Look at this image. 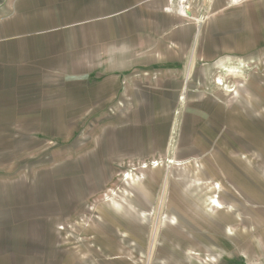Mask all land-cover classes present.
<instances>
[{"label": "rangeland", "instance_id": "obj_1", "mask_svg": "<svg viewBox=\"0 0 264 264\" xmlns=\"http://www.w3.org/2000/svg\"><path fill=\"white\" fill-rule=\"evenodd\" d=\"M82 1H0V264H264V0H186L191 71L116 75Z\"/></svg>", "mask_w": 264, "mask_h": 264}, {"label": "crops", "instance_id": "obj_2", "mask_svg": "<svg viewBox=\"0 0 264 264\" xmlns=\"http://www.w3.org/2000/svg\"><path fill=\"white\" fill-rule=\"evenodd\" d=\"M205 1L224 2V0ZM168 2V0H83L80 2L81 6L79 5L77 7L78 11L74 13V17L78 18L76 25H88L90 33L98 36L102 34L111 35L110 38L113 39L117 35H128L130 39L135 38L137 42L135 44L124 41L123 43L126 45H115L109 48L113 57L128 54L129 57L135 58L133 61L127 62L123 61L122 57L120 59L116 58V61H111L112 63L108 64L106 72L96 68L95 73L116 75L131 69H155L159 65H162L163 69L176 65L182 67L183 65L185 70L188 67L191 71V52L189 57H185L183 60L174 59L176 58L175 53L171 55V50H173L171 46L177 44L176 40L183 41L186 39L187 32L190 31L188 26L191 24L179 12L178 14L166 12L165 8ZM178 4L179 8L183 6L186 9L185 11L189 17L192 16V11L187 9L188 7L185 5L186 0L182 4L178 0ZM79 9H81V12ZM43 16L44 26L46 27L48 18L61 17L59 14L51 15L47 12H44ZM156 35H161L163 40L157 42L155 40ZM108 41L105 40L104 44L106 45ZM102 42L99 36V40H96L95 49L104 48L101 45ZM179 45L182 46V42ZM139 57H144L146 60ZM147 58L151 59L148 60ZM153 58L159 60L154 63Z\"/></svg>", "mask_w": 264, "mask_h": 264}, {"label": "bare ground", "instance_id": "obj_3", "mask_svg": "<svg viewBox=\"0 0 264 264\" xmlns=\"http://www.w3.org/2000/svg\"><path fill=\"white\" fill-rule=\"evenodd\" d=\"M184 1H185V0H180L181 4H182ZM185 10H186V9H185L183 6H180L179 11H180V14H182L183 16L187 15ZM213 203H215L217 206H219V204H218L217 202H213Z\"/></svg>", "mask_w": 264, "mask_h": 264}]
</instances>
